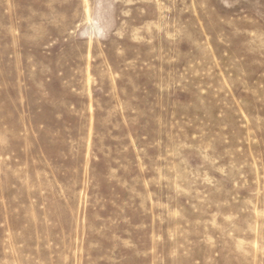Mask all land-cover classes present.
I'll return each instance as SVG.
<instances>
[{
    "label": "rangeland",
    "instance_id": "1",
    "mask_svg": "<svg viewBox=\"0 0 264 264\" xmlns=\"http://www.w3.org/2000/svg\"><path fill=\"white\" fill-rule=\"evenodd\" d=\"M0 264H264V0H0Z\"/></svg>",
    "mask_w": 264,
    "mask_h": 264
}]
</instances>
